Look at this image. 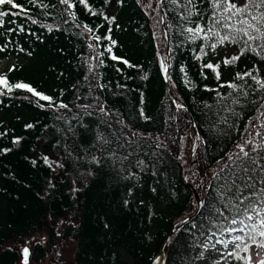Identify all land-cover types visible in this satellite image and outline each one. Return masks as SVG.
<instances>
[{
	"label": "trees",
	"instance_id": "1",
	"mask_svg": "<svg viewBox=\"0 0 264 264\" xmlns=\"http://www.w3.org/2000/svg\"><path fill=\"white\" fill-rule=\"evenodd\" d=\"M15 2L26 11L2 18L0 60L17 65L0 76L53 100L49 106L27 90L0 86V264H16L21 253L13 244L30 235L46 232L54 243L58 221L69 217L74 224L65 234L75 243V264H152L173 227L191 217L172 237L165 264H193L207 240L215 244L243 235L223 231L243 227L231 224L233 217L258 223L245 219L243 206L237 211L236 189L228 186L232 172H239V161L233 162L236 145L254 129L264 131L258 127L264 117L257 119L264 111V90L236 74L251 71L264 80V60L248 52L225 66L223 60L243 45L226 44L213 52L207 47L213 40L193 42L183 32L195 26L182 19L184 0H162L169 38L166 78L175 107L161 67L167 44L161 0H87V8L73 0L72 9L59 0ZM198 7L204 17L192 19L209 23L208 0ZM0 11L19 9L2 5ZM206 63L221 65L219 80L202 69ZM228 83L244 87L231 89ZM61 103L68 107H58ZM188 113L197 132L190 171L183 156L188 143L181 146L177 132L193 138ZM257 139L246 151L264 144ZM191 150L192 145L190 157ZM198 169L206 174L199 176ZM261 187L257 181L256 190ZM251 192L243 189L245 196ZM225 264L243 262L230 257Z\"/></svg>",
	"mask_w": 264,
	"mask_h": 264
},
{
	"label": "snow or ice",
	"instance_id": "2",
	"mask_svg": "<svg viewBox=\"0 0 264 264\" xmlns=\"http://www.w3.org/2000/svg\"><path fill=\"white\" fill-rule=\"evenodd\" d=\"M35 2L36 0H29V3L35 4ZM76 2L84 5L86 8L88 7L87 0H76ZM203 2L204 0H184L183 7L186 14L182 16V19L195 26L186 27L183 29V32H186L188 37L193 42L197 39H202L204 41L213 40L214 42L207 45V47L211 48L213 52H215L218 46H224L226 44H242L243 46L240 48L238 54L226 57L223 60V64L225 66L236 64L240 58L248 52H251L264 60V0H244V3L242 4L238 3L237 0H208L211 8V15L208 16L209 23L207 24H202L192 19L193 16L199 17L201 20L203 19L205 12L201 11L198 7V4H202ZM59 3L66 5L67 9L75 7L73 0H59ZM172 3H178V0H172ZM2 5H8L12 9H19V12L8 13L0 11V24L3 23V17L8 15H19L21 12L26 11V9L16 3L15 0H0V6ZM42 6L45 8L48 7V5ZM89 11H91L90 8ZM92 14L95 15L96 13L92 12ZM70 15L75 18L74 12L70 13ZM105 19L108 18L105 17ZM84 27L87 32H93L91 27H88L87 25ZM109 32H111V28H109ZM94 39L100 41L102 37L95 36ZM103 39L111 41L113 45L116 43L112 40L111 36H104ZM253 45H255V47H253ZM257 49L259 50L257 51ZM107 51L111 52L112 48L109 47ZM200 52L203 55L208 54L204 47L200 48ZM111 58L113 60L120 59L114 55ZM196 59L200 60L202 59V56L197 55ZM123 63L127 65L128 61L124 60ZM161 67L167 76L168 66L165 61H161ZM220 67L221 65L219 63H206L202 65V69L212 70L215 73L217 80L220 79ZM245 77L252 79L259 86V90H264V80L258 76H254L251 71H246L243 74L238 72L236 74V79L244 80ZM0 86L6 88L8 92H11L13 88L27 90L39 100L49 102V106L52 104V97L36 91L35 88L27 83L9 84L7 78L0 76ZM226 86L231 89L244 87L243 85H237L235 83H228ZM220 87H225V85L221 84ZM3 94V92H0V95ZM244 96H247V92L244 93ZM233 103L238 104L239 100H233ZM253 103H256V101H253ZM41 107H43V105H41ZM58 107L67 108L68 105L61 103ZM83 107L88 108L90 106L85 105ZM262 107H264V105H262ZM100 111L104 112V108L101 107ZM88 114L91 115L92 113L89 112ZM261 117H264V111L260 112V116H258L257 119H260ZM251 125L252 122L250 120L249 126L245 127V132H249V127ZM28 127H31V125H28ZM258 127L264 129V122H262ZM255 136L264 140V131L257 130ZM254 141L255 137H252L251 133H249V137L245 139L243 144L236 145L239 152L235 153V160L233 162L235 163V161H239L237 164L239 172H232V176L235 177V179H233L232 184L228 186V190L231 191L232 188L236 189V193L233 195L236 197L237 211H239L241 206H243L245 219L248 222L258 220V223H245L244 219L237 221V219L233 217L231 219V224L235 225L239 223L243 225V227L238 229L230 227L223 229V231H227L229 233L240 232L243 233V235H235L231 240L218 239L216 241V243L222 244L225 249L228 248L229 244H232L233 249L231 251H227L224 258L226 259L227 257H232L242 261L243 264H264V255H261V251H264V216L261 215V213H264V187H261L259 191L255 188L257 181L261 185H264V144L252 148L251 151H246V147L254 144ZM104 143H108V141L105 140ZM253 152L256 154L253 155ZM45 160H47V157H45ZM240 172L245 175L240 176ZM237 180L242 181V187L236 183ZM244 188H251L252 192L245 196L243 195ZM237 193L239 195H236ZM252 197H255V200H253ZM245 201L248 203L245 204ZM255 201H260V205L258 206ZM225 207H227V205H225ZM249 210L255 213V215L248 214ZM184 223H186V221ZM253 246L256 249L255 259L251 255ZM205 247L207 248L208 245H205ZM213 247H215V245H213ZM240 253H244L245 255L241 256ZM28 255L29 249L24 248V264H28ZM157 264H164L161 257H157ZM216 264H219V261H217Z\"/></svg>",
	"mask_w": 264,
	"mask_h": 264
},
{
	"label": "rangeland",
	"instance_id": "3",
	"mask_svg": "<svg viewBox=\"0 0 264 264\" xmlns=\"http://www.w3.org/2000/svg\"><path fill=\"white\" fill-rule=\"evenodd\" d=\"M6 69H8V71H11L13 69V64H9L4 68H0V74L5 73ZM257 130L260 129L256 128L252 132H250L251 136L255 137V142L258 141L257 137L255 136ZM177 132L179 135V142L181 146L188 143V149L184 150L183 152L184 167L186 168V166L188 167V165H192V161L197 158L195 155L194 157H190L189 148L190 145H192L193 138L191 133H185L181 129ZM198 171L200 172L199 176H203L206 174V171H202L201 169H198ZM73 224L74 219L72 217L66 218L64 220H59L57 226L58 236L52 244H49V238L46 232L30 235L22 242L13 244V247L17 248L21 253V259L16 264H24V248L29 249L28 264H75L74 253L76 246L74 241L72 240L73 238L68 237L67 234H65L66 230ZM238 233L240 232H232V234ZM205 245H208V247L206 248ZM213 245H215V247H213ZM231 250L232 244H229L228 248L225 249L222 244H213L210 240H207L203 246L201 254L197 258V260L193 262V264H216L217 261H219V264H225L230 257H227L226 259L224 257L226 256L227 251ZM255 252L256 249L253 248L251 251V255L254 259ZM262 254L263 252L261 251V255Z\"/></svg>",
	"mask_w": 264,
	"mask_h": 264
},
{
	"label": "water",
	"instance_id": "4",
	"mask_svg": "<svg viewBox=\"0 0 264 264\" xmlns=\"http://www.w3.org/2000/svg\"><path fill=\"white\" fill-rule=\"evenodd\" d=\"M162 11H163V10H162ZM162 17H163V14H162ZM162 25H163V29H164L165 36H166V38H167L166 27H165V23H164V19H163V18H162ZM167 44H168V39H167ZM166 57H167V63H166V64H167V66H168V68H169V50H168V45H167ZM165 83H166V87H167V90H168V92H169V96H170V98H171L172 103L174 104V106H178V105H177V102H176L175 99L173 98V94H172V92H171V88H170L169 82L166 80ZM189 120H190L191 125H192L193 130H194V139H193V148H192V154H194V152H195V148H196V144H197V133H196V128H195V125H194L193 118H192V116H191L190 114H189ZM189 170H190V168H189ZM193 192H194V196H195V198H196V200H197V203H198V206H199L200 203H201V201H200L198 195L196 194V192H195V191H193ZM192 218H193V217L188 218V219L182 221L180 224H178V226H175V227L171 230V232L169 233V235L167 236L165 242H164L163 245H162V248H161V250H160V253H159V255L157 256V257H161V258H162L164 264H165V260H166V253H167V250H168V246H169V244H170V241H171L172 237H173L174 234H175L177 231H179L184 225L188 224V223L191 221ZM185 221H186V223H184ZM177 229H178V230H177ZM152 264H157V258H156V260H155Z\"/></svg>",
	"mask_w": 264,
	"mask_h": 264
}]
</instances>
